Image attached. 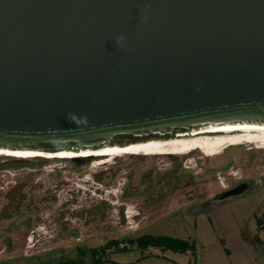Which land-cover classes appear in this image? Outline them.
Returning <instances> with one entry per match:
<instances>
[{"label": "water", "instance_id": "obj_1", "mask_svg": "<svg viewBox=\"0 0 264 264\" xmlns=\"http://www.w3.org/2000/svg\"><path fill=\"white\" fill-rule=\"evenodd\" d=\"M244 124L264 125V0H0V152Z\"/></svg>", "mask_w": 264, "mask_h": 264}, {"label": "rangeland", "instance_id": "obj_2", "mask_svg": "<svg viewBox=\"0 0 264 264\" xmlns=\"http://www.w3.org/2000/svg\"><path fill=\"white\" fill-rule=\"evenodd\" d=\"M260 145L264 138L225 147L211 157L199 149L186 156L191 151L105 154L80 166L62 159L23 164L0 156V264L76 258L77 248L97 249L112 240L121 243L107 251L106 264H264L261 187L209 202L192 215L163 219L210 199L231 182L228 173L255 181L264 177ZM157 179L175 185L162 203L142 192ZM176 226L185 229L182 240L194 243L192 252L137 247L136 237L173 236ZM90 261L87 254L86 264Z\"/></svg>", "mask_w": 264, "mask_h": 264}, {"label": "bare ground", "instance_id": "obj_3", "mask_svg": "<svg viewBox=\"0 0 264 264\" xmlns=\"http://www.w3.org/2000/svg\"><path fill=\"white\" fill-rule=\"evenodd\" d=\"M264 125H218L205 128H197L194 130L190 137L179 136L174 140L165 142H148L139 145H131L127 148H109L98 152H85L81 154L74 153H62L60 155H37V154H25V153H8L0 152V156H14V157H42L48 158L53 156L57 157H99L102 155H119V154H131V153H182L188 150L199 149L203 151L206 156L211 157L218 154L225 147L240 144L241 142H255L264 138ZM255 129V130H254ZM248 130H254L250 132ZM260 130V131H259ZM238 131V132H237ZM242 131V132H240ZM246 131V132H243ZM260 143V142H259ZM257 147V146H256ZM259 149H264V145L258 146ZM257 148V149H258ZM105 153V154H102ZM100 154V155H94ZM65 159V158H61ZM99 159V158H98ZM105 162L99 161L98 165Z\"/></svg>", "mask_w": 264, "mask_h": 264}, {"label": "trees", "instance_id": "obj_4", "mask_svg": "<svg viewBox=\"0 0 264 264\" xmlns=\"http://www.w3.org/2000/svg\"><path fill=\"white\" fill-rule=\"evenodd\" d=\"M191 151V150H188ZM155 154V153H150ZM156 154H170V153H156ZM174 154V153H171ZM128 155H140V153H131ZM6 159H11L14 162H20L23 164H27V162L31 161H48V160H61V158H42V157H28V158H18V157H5ZM62 160H66L70 162L73 166H80L88 164L93 159H80V158H65ZM128 242H132L131 238H127ZM137 247L140 249H147L149 247H155L159 249H167L173 251L175 253L185 254L188 252H192L194 249V243L190 244L188 241L182 239H176L168 236H152V235H141L135 238ZM121 241L112 240L106 243L104 246L98 249H89L85 251L84 249H77L76 258H60L58 260H51L44 264H86L85 258L86 255L89 254L91 264H106L109 263L107 260V251L111 248L119 247ZM132 244V243H131ZM126 248H121L118 251H125Z\"/></svg>", "mask_w": 264, "mask_h": 264}, {"label": "flooded vegetation", "instance_id": "obj_5", "mask_svg": "<svg viewBox=\"0 0 264 264\" xmlns=\"http://www.w3.org/2000/svg\"><path fill=\"white\" fill-rule=\"evenodd\" d=\"M248 131H253V130H248ZM240 132H242V131H240ZM229 147H231V146H229ZM192 152L193 151L186 153L185 156L191 154ZM102 154H105V153H102ZM94 155H100V154H94ZM166 156H174V155H166ZM51 157H53V156H51ZM48 158H50V157H48ZM57 158H66V157H57ZM67 158H70V157H67ZM99 159H101V158H99ZM228 175L232 176V177H230L231 182L226 187H224L222 190L216 192L212 197H210V199L205 200V201H201L199 203H195V204L188 206L184 209L182 207L178 208L173 213L168 215L166 218L164 217L163 219H170V218H174L177 216L181 217V216H187V215H192V214L198 213V212L202 211L209 202H220V201H224L226 199H229L231 197H241L244 194V192L249 188L261 187L262 192L264 193V177L263 176L260 178H257L255 181V178L250 177V176H244L243 174H241L238 177H234L233 175H231V173H228ZM218 178H219V176L217 175V179ZM158 181L159 180L157 179L156 183L147 184L144 191H142V192H144V196H147L148 199L154 203H157V202L162 203L166 197V193L171 190L172 186H175L174 183L170 185L169 183L163 184V183L158 182ZM262 203L264 205V199H263ZM174 233H175V235L168 236V237L181 239L179 236L181 234L182 235L185 234V229L183 227L176 226L174 229ZM77 249H82V248H77Z\"/></svg>", "mask_w": 264, "mask_h": 264}, {"label": "clouds", "instance_id": "obj_6", "mask_svg": "<svg viewBox=\"0 0 264 264\" xmlns=\"http://www.w3.org/2000/svg\"><path fill=\"white\" fill-rule=\"evenodd\" d=\"M120 39H123L122 37Z\"/></svg>", "mask_w": 264, "mask_h": 264}]
</instances>
